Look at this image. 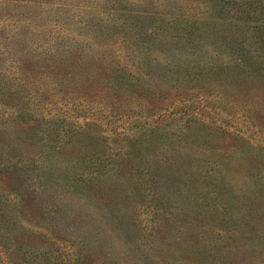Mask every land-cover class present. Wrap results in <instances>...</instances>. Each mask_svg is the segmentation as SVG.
Here are the masks:
<instances>
[{
	"label": "rangeland",
	"instance_id": "374dc122",
	"mask_svg": "<svg viewBox=\"0 0 264 264\" xmlns=\"http://www.w3.org/2000/svg\"><path fill=\"white\" fill-rule=\"evenodd\" d=\"M76 261L264 264V0H0V264Z\"/></svg>",
	"mask_w": 264,
	"mask_h": 264
},
{
	"label": "trees",
	"instance_id": "16d2710c",
	"mask_svg": "<svg viewBox=\"0 0 264 264\" xmlns=\"http://www.w3.org/2000/svg\"><path fill=\"white\" fill-rule=\"evenodd\" d=\"M80 259H81V258L79 257V259H77V261L80 260ZM77 261H76L74 264H77Z\"/></svg>",
	"mask_w": 264,
	"mask_h": 264
}]
</instances>
